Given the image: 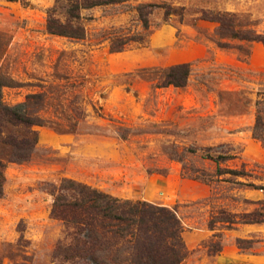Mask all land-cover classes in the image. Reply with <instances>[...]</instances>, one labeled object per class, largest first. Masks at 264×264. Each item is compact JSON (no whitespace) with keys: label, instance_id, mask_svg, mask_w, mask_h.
<instances>
[{"label":"rangeland","instance_id":"1","mask_svg":"<svg viewBox=\"0 0 264 264\" xmlns=\"http://www.w3.org/2000/svg\"><path fill=\"white\" fill-rule=\"evenodd\" d=\"M54 4L0 0L3 100L25 104L42 122L31 159L6 171L0 264H78L54 258L65 227L51 217L45 184L64 178L177 210L189 250L181 264H200L229 245L264 264V222L215 220L220 212L264 213V190L249 186L264 187V146L253 137L264 45L231 41L234 48L221 49L218 24L201 20L204 11L236 13L264 34V0H132L85 12L83 40L48 33ZM141 4L183 7L185 16L166 21L155 9L147 45L111 52L115 36L144 34ZM180 63H192L188 85L156 88L155 70ZM222 145L238 154L223 167L248 172L235 179L247 185L216 177L205 152L189 151Z\"/></svg>","mask_w":264,"mask_h":264},{"label":"trees","instance_id":"2","mask_svg":"<svg viewBox=\"0 0 264 264\" xmlns=\"http://www.w3.org/2000/svg\"><path fill=\"white\" fill-rule=\"evenodd\" d=\"M131 1L55 0L54 6L47 11V31L51 35L83 40L87 35L85 12ZM155 9L164 11L166 21L174 15L181 19L185 16L183 7L141 4L136 10L144 34L115 36L111 40V52L127 51L131 44L147 45L150 16ZM201 20L218 24L215 34L221 49L234 48L231 41L264 45V34L248 29L236 13L204 11ZM155 71L156 88H185L193 66L192 63H180ZM4 87L0 83V202L5 198L7 168L31 159L40 139L37 127L42 125L41 120L25 111V104L7 105L3 100ZM253 137L264 146V93H259ZM199 150L217 165L216 177L230 174L232 178L226 181L247 185L235 179L248 176V172L223 167L238 155L233 146L190 148L189 151L197 153ZM45 186V191L53 197L51 217L63 222L65 227V238L59 241L54 258L78 264H181L189 255L183 238L185 227L175 209L147 201L122 199L71 178H64L59 184L46 183ZM249 186L264 190L262 186ZM216 219L231 227L238 223H263L264 213L220 212ZM214 224L215 221L211 222V229H214ZM242 243L240 240L239 244ZM241 248L244 249L243 246Z\"/></svg>","mask_w":264,"mask_h":264},{"label":"crops","instance_id":"3","mask_svg":"<svg viewBox=\"0 0 264 264\" xmlns=\"http://www.w3.org/2000/svg\"><path fill=\"white\" fill-rule=\"evenodd\" d=\"M202 239L199 240V242ZM190 246V244H188ZM192 246V245H191ZM194 248V247H193ZM257 264V261L252 259V256L241 253L234 245L225 246L220 254L207 258L200 264Z\"/></svg>","mask_w":264,"mask_h":264}]
</instances>
